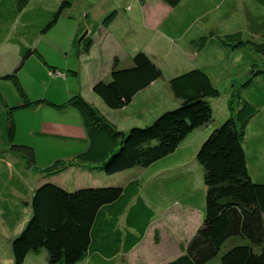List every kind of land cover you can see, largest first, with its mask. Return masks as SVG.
<instances>
[{"label": "trees", "instance_id": "1", "mask_svg": "<svg viewBox=\"0 0 264 264\" xmlns=\"http://www.w3.org/2000/svg\"><path fill=\"white\" fill-rule=\"evenodd\" d=\"M163 1L173 9L162 24L164 33L172 38L189 35L193 24L199 18L207 19L212 10L221 9L226 21L238 10L237 0H188L186 5H183L185 0ZM73 2L0 0V45L5 41L17 44L22 56L19 67L3 76L13 82L22 99L20 105L8 106L7 130L11 150L21 153L24 160L14 163L17 172L5 187L4 197L14 198L16 191L24 201L29 193L25 180L32 171L40 173L38 180H32L38 182L36 187L30 182L32 216L12 241L14 263L23 264L33 254L45 255L49 264H128L127 255L145 241L158 205L160 209H167L174 200L184 205L196 204L192 184L183 186L185 180L180 173L151 181L147 186L143 178L136 177L126 183L105 180L69 188L52 177L75 165L110 176L139 168L151 169L153 173L169 169L185 159L181 144L211 122L214 128L197 153L206 186L203 221L191 240L182 246L183 254L164 264H207L234 236L248 242L226 248L219 264H264V74L235 92L232 114L220 122L214 116L212 99L222 93L213 74L211 77L204 68H192L173 76L170 85L175 106L162 111L151 122L128 130H119L79 93L64 104L46 98L32 100L18 72L28 58L41 54L37 48L28 47L24 40L33 44L40 35L49 32L60 17L68 14ZM244 2L250 34H264V0ZM87 17L77 26L74 46L78 38L83 41L99 28L97 21ZM16 23L19 29L11 36ZM211 34L220 36L232 49L246 46L241 28L221 33L212 27ZM44 62L52 74L63 72ZM256 64L257 58L243 50L242 60L225 72L233 74L239 68ZM162 76L161 68L145 51L139 50L130 65L121 66L116 62L110 80H98L93 90L108 108L119 111ZM40 105L58 110L68 106L76 109L86 131L85 138L37 132L43 137L86 144L83 151L70 159L57 158L44 168L37 166L33 146L14 143V111ZM253 166L258 173L251 170ZM174 179L180 180L178 187L168 190L166 184Z\"/></svg>", "mask_w": 264, "mask_h": 264}, {"label": "rangeland", "instance_id": "2", "mask_svg": "<svg viewBox=\"0 0 264 264\" xmlns=\"http://www.w3.org/2000/svg\"><path fill=\"white\" fill-rule=\"evenodd\" d=\"M186 4L188 0L183 2V5ZM245 4L244 0H237L238 10L227 21L222 17L221 9L212 10L207 14V19L199 18L193 24L187 33L189 35L169 38L164 33L162 24L171 13V7L163 0H74L68 14L60 17L49 32L40 35L33 44L24 40L28 47L37 48L41 56L33 55L28 58L18 75L32 100L46 98L64 104L71 96L79 93L119 130H128L133 126L151 122L162 111L175 106L170 85L173 76L192 68H204L211 77L213 74L215 84L222 93L220 97L212 99L214 116L220 122L232 114L235 92L264 74V34H250L245 17ZM248 7L251 8L250 5ZM87 15L99 23V28L93 36L88 35L83 41L78 38L74 46L72 41L77 26L79 22L88 18ZM212 27H217L221 33L243 29L245 48L232 49L220 36L211 34ZM18 29L19 25L16 23L10 35H15ZM205 34H208V37H205ZM139 50L145 51L152 58L161 68L163 76L149 89L138 94L131 106L120 111L112 110L94 92L95 80L98 78L110 80L111 63L125 61L121 66H128L126 65L130 62L128 57ZM243 50L254 55L257 64L253 67L239 68L233 74L231 71L225 72L242 60ZM21 60L20 47L17 44L5 41L0 45V264H15L12 241L32 216L31 175L25 180L29 193L24 201L29 204L20 199L22 194L16 191V197H4V189L12 178L11 173L17 172L14 163L24 160L21 153L11 150L12 143L7 130L9 107L20 105L22 99L13 82L4 79L3 76L18 68ZM44 61L64 74H52ZM74 71L76 73H73ZM40 106L14 111L16 122L14 143L33 146L38 167L44 168L60 157L70 159L86 148V144L78 140H60L34 133L43 131L62 135L64 133L60 131L65 132L63 128L66 127L69 130L73 128L72 133H75L76 137H81L79 135L81 131L86 134L77 110L78 115L73 118L70 109L67 110L69 106L62 110ZM54 128L59 132H52ZM213 128L210 122L194 131L181 144L185 159L163 170L164 172L159 170L153 173L151 169L139 168L110 176L104 172L75 165L61 172L57 179L63 186L77 188L92 183L91 177L99 183L103 180L126 183L138 177L143 178L147 186L151 181L180 173L179 176L185 180L183 186L189 187L190 183L196 190L194 194L196 204L184 205L176 199L177 201L169 203L167 209H160L158 205L145 241L126 257L128 264H164L183 254L182 246L191 240L203 221L206 186L204 170L197 160V153L201 143ZM251 170L258 173L256 166ZM177 182L180 180L174 179L170 184H166V188L174 190L178 187ZM247 242V239L240 236L232 237L225 243L221 252L207 264H219L221 254L226 248ZM119 262H122L121 258ZM23 264L49 263L45 255L30 254Z\"/></svg>", "mask_w": 264, "mask_h": 264}, {"label": "crops", "instance_id": "3", "mask_svg": "<svg viewBox=\"0 0 264 264\" xmlns=\"http://www.w3.org/2000/svg\"><path fill=\"white\" fill-rule=\"evenodd\" d=\"M172 12H173V9L171 8V13H172ZM171 13H170V14H171ZM164 22H165V21H164ZM168 37H169V36H168ZM169 38H170V37H169ZM133 55H134V54H133ZM133 55L128 57V60L130 59V62H128L129 64H126V65H130V64H131V61H132V57H133ZM126 56H127V55H126ZM126 56H125V57H126ZM113 61H114V60H113ZM122 62L125 63V61H122ZM122 62L119 61L118 64H119V65H123ZM105 64H106V63H105ZM114 64H115V63H113V62L111 63L110 74H111V71H112V68H113ZM100 79H101V78L96 79L95 82L98 81V80H100ZM155 82H156V81H155ZM155 82H154V83H155ZM93 83H94V82H93ZM154 83H153V84H154ZM151 86H152V85H151ZM151 86H150V87H151ZM150 87H149V88H150ZM149 88H148V89H149ZM146 90H147V89H146ZM144 91H145V90H144ZM144 91H142V92H144ZM142 92H140V93H142ZM140 93H139V94H140ZM137 95H138V94H137ZM137 95H136V96H137ZM136 96H135V97H136ZM133 100H134V99H133ZM132 103H133V101H132ZM132 103H131L129 106H131ZM42 106H43V105H42ZM129 106H128V107H129ZM40 107H41V106H40ZM126 108H127V107H126ZM126 108H124V109H126ZM69 109H70V113L72 114V117H73V118H74V117H77L78 114H77V112H76V109H74V108H72V107L67 108V110H69ZM124 109H121V110H124ZM73 110H75V111H73ZM119 111H120V110H119ZM77 119H78V118H77ZM63 129H64L65 132H63L62 130L60 131V133H64V134H62V135L69 136V137H76V136H74L75 133H72V129H73V128H70V130H69V129H66V127H64ZM40 132H43V131H40ZM52 132H59V130L56 129V128H54ZM34 133L37 134V131H35ZM44 133H45V132H44ZM52 134H58V133H52ZM79 135H81V137H78V138H85V134L83 133V131H81V134H79ZM13 173H14V172H13ZM13 173H11V175H13ZM34 174H35V175H34ZM39 174H40V173L37 172V171H36L35 173H34V171H32V173H30V175L32 176V180L34 181V178H36V179L38 180L37 177L39 176ZM58 177H59V174H58V175H55V176L52 177V178H53V180L55 179L58 183H61L60 180L58 181V179H57ZM90 181H91L93 184H94V183H97V181H94V178H93V177H91ZM103 181H105V180H103ZM32 183L34 184V187H36V185H37L38 182L35 181V182H32ZM61 184H62V183H61ZM15 194H16V193H15ZM16 195H17V194H16Z\"/></svg>", "mask_w": 264, "mask_h": 264}, {"label": "built area", "instance_id": "4", "mask_svg": "<svg viewBox=\"0 0 264 264\" xmlns=\"http://www.w3.org/2000/svg\"><path fill=\"white\" fill-rule=\"evenodd\" d=\"M58 74H64V73H62V72H58Z\"/></svg>", "mask_w": 264, "mask_h": 264}]
</instances>
